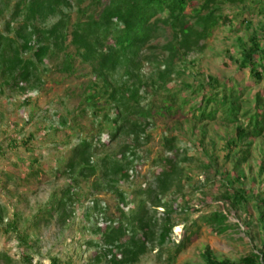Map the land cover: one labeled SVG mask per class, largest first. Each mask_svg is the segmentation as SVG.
Segmentation results:
<instances>
[{"label": "rangeland", "instance_id": "rangeland-1", "mask_svg": "<svg viewBox=\"0 0 264 264\" xmlns=\"http://www.w3.org/2000/svg\"><path fill=\"white\" fill-rule=\"evenodd\" d=\"M223 8L224 13L235 17L237 32L231 30L230 25L217 26L208 38L206 50L188 57L189 65L184 75L175 78L172 86L173 89L184 88V82L204 81L208 75L223 81L242 79L245 85L249 83L244 96L249 102L243 111L255 113L256 94L261 91L264 103V79L256 82L248 71L240 72L236 59L253 31H258L264 39V10L256 0L236 5L227 3ZM191 9L189 6L188 11ZM11 11L0 17V33L15 37V31L8 32L6 27ZM243 13L251 16V27L242 20ZM78 15L75 8L71 21L74 22ZM22 20L23 17L14 21L13 27L19 26ZM55 20L51 18L48 25ZM70 41L71 37L64 49H57L39 63L42 83L36 88L24 91L0 76V264H30L31 261L33 264H54L55 259L60 264H109L106 258L96 261L101 253L96 243L101 236L94 228L105 226L106 217L109 220L118 218L119 207L123 205L114 191L96 188V183H107L101 167L96 176L80 177L73 203L69 205L73 211L70 218L64 222L59 212L48 214L51 205L72 183L70 177L62 173L72 148L82 137H98L104 120L103 112L95 116L84 102L96 78L92 65L82 61ZM67 54L73 56L71 70L65 69ZM31 55L26 54L27 57ZM158 55L162 58L164 54L158 52ZM150 70L151 65L145 63L141 71L145 81H148ZM141 93L146 95L143 105L150 101L159 104L163 94L156 93L150 86L142 88ZM62 115L69 118L68 124L61 123ZM152 123L149 141L138 149L139 157L131 171L133 177L121 182L119 187L132 200L137 198L133 195L136 189L153 181L158 169L156 159L169 154L164 145L166 137H177L178 146L187 150L191 160L183 165L188 178L182 183V192H172L166 199H176L179 210L175 214L179 224L173 231L174 241H181L184 225H194V228L190 231V242L171 264H205L204 251L208 245L217 258H229L234 262L254 250L263 249L264 130L242 143L240 150L245 152L238 149L229 153L228 142L235 136L237 124L222 116L198 122L189 105H183L170 113L157 114ZM105 129L102 139L109 143L97 150L96 162L107 154L121 156L122 147L132 141L125 135L112 140L108 124ZM245 153L247 160L240 162ZM230 181H235L236 187L251 190L255 197L248 198L241 206L231 207L223 198ZM95 199L104 207V215L94 209ZM186 203L190 205L188 211H181L180 207ZM135 204L125 210L129 212ZM215 211H225L229 215L232 227L227 232L219 233L201 218ZM162 212L161 208L159 217L163 216ZM13 223L18 226L17 230L10 228ZM166 256L165 253L161 259L154 250L145 254L138 264H170L164 259Z\"/></svg>", "mask_w": 264, "mask_h": 264}, {"label": "trees", "instance_id": "trees-1", "mask_svg": "<svg viewBox=\"0 0 264 264\" xmlns=\"http://www.w3.org/2000/svg\"><path fill=\"white\" fill-rule=\"evenodd\" d=\"M246 0H0V17L11 11L7 21V31H15V37L0 33V76L13 87L26 91L42 83L39 63L57 49H64L65 42L75 46L83 62L90 63L96 81L92 83L85 103L95 116L104 113L98 137H82L72 148L71 155L64 164L62 173L72 180L62 195L48 211L50 216L59 212L65 222L72 216L69 205L73 203L76 186L81 178L96 176L100 170L107 183H96L98 190L107 189L117 193L120 216L108 220L105 226L97 225L94 232L101 236L96 243L101 253L96 261L104 258L109 264H138L148 252L156 250L159 258L170 264L191 240L190 231L194 225L185 226L180 242L173 239L178 207L176 199L167 200L172 192H182V183L187 177L184 163L191 157L176 143L177 137L165 138V149L169 154L159 156L155 163L153 181L146 187L140 186L130 200L119 184L133 176L134 164L139 157L138 149L149 141V129L157 114H166L174 108L189 105L193 118L201 122L222 116L230 123H236L235 136L229 140V153L240 150L247 139L259 136L264 130L263 92L256 94V112L244 110L249 102L245 96L248 84L242 79L226 80L208 75L204 81L184 82V88L173 89L175 78H181L188 67V57L204 52L208 38L219 26L234 25L235 17L224 13V4H242ZM264 10V0H256ZM189 6L192 9L188 11ZM13 8V9H12ZM77 8L78 18L72 22L71 12ZM243 13L242 19L251 27V16ZM23 17L16 28L14 21ZM51 18L55 22L48 25ZM264 30V27H262ZM160 38H165L164 42ZM158 52L163 53L160 58ZM31 53V56H26ZM73 56L67 54L65 69L73 67ZM240 72L248 71L251 79H264V39L258 31L249 36L247 46L236 59ZM151 65L145 81L141 74L143 65ZM182 64V65H181ZM152 87L162 92L159 104L150 101L143 105L145 96L141 89ZM183 89V90H182ZM182 90V91H181ZM197 100V101H196ZM176 106V107H175ZM114 112V115L112 113ZM68 117L62 115L61 123L68 124ZM105 124L109 126L112 140L119 135L132 138L121 149V156L107 154L100 162L95 161L99 148L109 142L102 139ZM247 153V151H246ZM240 162L247 160V154ZM209 168V166H205ZM264 169V163H263ZM255 193L244 187H236L230 181L224 200L231 207L243 205ZM136 203L127 212L125 207ZM264 204V200L262 201ZM189 203L181 206L188 211ZM163 216L159 217L160 209ZM94 209L104 215V207L98 199ZM219 233L227 232L232 224L225 211H215L201 217ZM195 223V221H194ZM193 223V224H194ZM10 228L17 230L13 223ZM94 241L88 243L94 244ZM243 255L238 262L229 258L219 259L210 245L204 251L205 264H264V247ZM3 255V254H2ZM30 264H33L32 261ZM54 264H60L57 259Z\"/></svg>", "mask_w": 264, "mask_h": 264}, {"label": "bare ground", "instance_id": "bare-ground-1", "mask_svg": "<svg viewBox=\"0 0 264 264\" xmlns=\"http://www.w3.org/2000/svg\"><path fill=\"white\" fill-rule=\"evenodd\" d=\"M178 230H179V228H178Z\"/></svg>", "mask_w": 264, "mask_h": 264}]
</instances>
